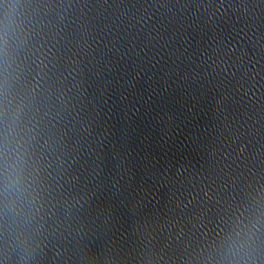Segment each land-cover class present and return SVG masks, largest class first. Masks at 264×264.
Returning <instances> with one entry per match:
<instances>
[{"label":"water","instance_id":"95a60500","mask_svg":"<svg viewBox=\"0 0 264 264\" xmlns=\"http://www.w3.org/2000/svg\"><path fill=\"white\" fill-rule=\"evenodd\" d=\"M0 264H75L48 221L1 159Z\"/></svg>","mask_w":264,"mask_h":264}]
</instances>
